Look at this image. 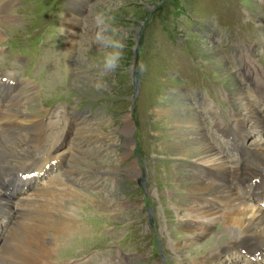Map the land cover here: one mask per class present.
I'll use <instances>...</instances> for the list:
<instances>
[{
	"label": "rangeland",
	"instance_id": "374dc122",
	"mask_svg": "<svg viewBox=\"0 0 264 264\" xmlns=\"http://www.w3.org/2000/svg\"><path fill=\"white\" fill-rule=\"evenodd\" d=\"M19 1L23 3L24 0H17L7 11L5 7L0 11V29L4 34L0 40V71L16 78L26 75L24 69L28 68L25 58L13 53L17 51V46L23 44L26 53L31 55L42 27L53 24L52 21L47 22L46 18L51 9L46 4L50 0H28L27 5L23 6H20ZM200 2L212 6H199ZM258 2L231 0V6L235 7L225 11V6H216L213 0H86L83 8L79 0H73V6H70L72 13L77 16L80 12L77 18L78 46L75 47L74 56L64 60V65H70L71 69L66 87L62 92L56 90L50 99L44 94L43 99L47 102L44 107L53 110L62 106L65 110L66 106L67 109L81 108L84 112L83 117L77 118L78 130L72 128L70 134L68 132L69 143L76 152H81L80 157L100 156L103 159L91 163L93 160L89 158L92 157H88L90 163H86L85 159L77 158V161L84 163L75 164L72 160L67 169L76 172L75 175L77 171L90 168L104 176L113 174L112 178L105 179L103 190L98 194H89L101 203H116L120 214L113 221L98 217L93 222L94 231L85 220L87 210L76 213L80 217L72 235V231H68L57 241L48 240L52 239L50 234L46 236V241L56 245L53 255L48 259L51 264H70L74 263V259L79 264H105L106 260L107 263L110 260L117 262L119 253L127 256L125 264H190L206 256L208 250L232 241V232L225 230L223 221L210 227L207 234L198 240L195 234L187 232L188 227L184 223L187 219L181 216L184 213L181 212V206H186L190 194H199L190 187L195 181L187 178L192 176L188 163L196 161V155L200 154H185L181 150L184 148L183 142L181 145L176 144L170 118L177 120L179 116H184L187 117L185 119L193 120V117L196 119L198 116V127L205 124L204 130L214 134L215 119L223 126L233 120V113L238 108L242 113L241 107H237L238 103L248 100L251 105L254 104V109L258 107L252 95L254 85L248 81L249 76L247 78V74H244L247 70L240 68L243 64L248 65V68L252 65L256 71L253 69L251 76L257 73L264 75V0ZM250 3L251 6H248ZM236 6H243L245 9L242 7V10L251 12L249 21L243 22L242 18L246 15ZM188 10L190 13H186ZM98 12H104L112 18L111 27L117 30L124 44L120 66L107 75H103L98 67L100 45L94 40L97 31L94 17ZM3 15H8L10 19L4 20ZM183 17L190 22L210 17L225 27H229L231 20L237 22H233L232 28L226 30L220 39L216 38L215 42L219 45L214 43V38H208L204 43L206 45L202 46V38L191 32H183ZM77 25L70 23L74 28ZM63 35L65 37L67 34ZM234 35L238 37L232 38ZM73 40H70L71 47L74 46ZM179 41L187 44L186 51L189 54L183 55L185 59L191 57L192 70L185 69L178 62V53L172 52L175 46L180 45ZM41 62L39 59L37 64ZM35 70L36 64L33 73ZM134 79L138 86L137 98ZM101 81L103 86L97 88V83ZM245 84L251 85L250 95ZM26 90L32 93L29 86ZM184 93L204 95L213 108L212 112L202 113L195 107V101L198 100L193 98V94L184 98ZM24 103H29L32 113ZM35 104L40 106L33 100L22 103L21 110L30 115V119L23 122L24 125L30 124L29 121H38L33 113ZM58 113L60 117L61 111ZM231 113L233 116L230 117ZM259 114L260 117L264 115L262 109ZM242 115L245 120L249 118L244 113ZM67 119L72 121L71 116ZM126 119L130 124L128 128L125 127ZM81 122L86 124L79 129ZM52 126H55L54 122ZM63 127L66 126L63 124ZM177 130L182 133L184 129ZM191 130L188 124V131ZM55 132L56 127H53ZM232 138L226 139L230 141ZM256 138H259L258 134L252 132L245 143ZM213 141L218 144L216 140ZM208 142L217 146L212 140ZM134 150L140 158L134 155ZM129 164H133V171L127 169ZM69 170L65 169L66 172ZM180 176V180L177 179ZM240 194L235 192L236 197ZM73 197L74 194H71L66 205ZM85 197L94 201L87 194ZM77 204L90 207L87 202ZM66 210H70L72 217V208ZM149 210L153 213L152 218L148 216ZM109 226L114 228L108 230ZM103 230L110 231L112 237ZM22 232H25L23 228L14 229L10 237H18ZM86 234L88 237H84ZM97 234L102 238L98 239ZM75 235L79 238L74 239ZM82 237L84 240H81ZM186 241L192 245L191 248L176 249L177 245H183ZM97 250L99 253L106 252L101 256L96 253ZM184 254L185 261H179Z\"/></svg>",
	"mask_w": 264,
	"mask_h": 264
},
{
	"label": "bare ground",
	"instance_id": "6f19581e",
	"mask_svg": "<svg viewBox=\"0 0 264 264\" xmlns=\"http://www.w3.org/2000/svg\"><path fill=\"white\" fill-rule=\"evenodd\" d=\"M3 1L6 0H0L1 6H4ZM3 19L9 20L10 17L8 15H3ZM2 32V29H0V40L4 35ZM247 60H249V58H247ZM242 62L243 60H241L240 65L243 64ZM247 66L248 65L243 64L240 68L247 70L244 74H247V78L249 76L248 81H251V84L254 85L252 89L253 100L256 99V101H258L261 95H264V75H262V73H257V75L251 76L253 75L254 67L251 65L248 68ZM258 75H260L259 78ZM7 77L9 80H12L10 76ZM256 93H258V95L254 97ZM198 103H200V100L195 101V104ZM24 104L26 105L27 103ZM210 106L209 100L205 98L204 103L198 108L204 109V114H210L212 112ZM21 107L22 103L11 104L5 107V114L7 111L9 114L6 115V117L15 116L17 113H24L20 109ZM237 107H241L244 116L246 117V115H248L249 118L245 120L240 108H238L239 110L233 113V120L231 119L232 121H230L229 124L222 126L218 120H214V134H208V130H204L203 127L206 128L205 124L201 128L198 127V121L196 120L198 116L196 119L193 117V120L185 119L187 117L184 116H179L178 119L176 118L177 120L170 118L174 127L172 136L176 139V144L181 145L183 142L182 147L184 148L181 150L185 151V154L187 152L192 155L200 154L196 155V161L188 163L191 165L189 169L192 176L187 177L188 180L193 179L195 181L194 185H190V187L199 194H190V197L186 201V206L180 205L181 208H183L181 212H184L181 216L187 219L184 221L185 225L188 227L187 232L195 234L197 236L196 240H198L207 234L210 227L223 221L226 226L225 230L232 232L231 234L233 236L232 241L226 243L227 245L231 244L230 247L226 244H222V247H220V245L219 248L217 247L214 250L210 249L206 256L194 260L190 264H264V258L262 257L264 253V207L261 203L262 196H264V115L260 117L259 111L261 107L254 109V104L252 103L251 105L248 100L238 103ZM13 108L14 110H12ZM28 116L30 117L29 114H25L23 122L30 119ZM127 119L124 122H126L125 127L128 128L130 124ZM29 123L28 125H24L22 122H15L14 126L18 127L23 124V127H26L30 131V134L36 133L37 129L34 127L40 126L39 120L36 122L29 121ZM188 124H190V128L192 129L191 132L188 131ZM180 128L184 129L182 133L177 130ZM6 129L15 130L12 125ZM185 129H187V131ZM222 129H224L223 134L220 133ZM50 132L51 133L47 134V139L53 137V128ZM252 132L258 134L259 138H256L257 140H251L250 143L247 142L246 144L245 142ZM225 135H227L228 138L232 136V142L227 140ZM26 138L27 136L25 139ZM210 140H212V143H215L213 140H216L218 143H215L217 147L210 145L208 142ZM229 144L235 145L234 150H232ZM38 147L39 145H37L36 142H31L22 150H18V140L14 138L10 140V144L6 148H1L0 144V160L7 159V161L3 162L1 165L10 167L9 170L0 172V178L6 173L3 178L8 179L11 175V170L16 171L17 169L15 168L18 166L24 167L22 166L23 164L20 163L23 154L34 152ZM202 152L203 154L201 155ZM179 157L181 156L179 155ZM132 165L129 164L127 169L133 171L134 169H131ZM66 170L69 169L66 168ZM63 174L66 176L68 175V183L75 182L74 180L77 178L75 175L76 172L72 170L68 172L64 171ZM180 178L181 176L177 179L180 180ZM256 178H259L258 184L257 182H253ZM77 181L79 182V180ZM236 183L238 185L237 190ZM60 188L61 189L56 191L55 187L50 186L43 195L40 193L37 194L36 192L33 193L28 201H31L32 197H42L45 203V206L39 207L37 210L35 206L31 204L28 206V203L26 209L24 205L18 208L19 215H24L25 218L24 221L13 226L10 233L2 234L0 238V264H14L15 262L18 264H51L48 259L53 255L52 252L56 245L46 241V236L48 237V234H50L52 239L48 238V240L57 241L58 235L73 231L69 225L74 224V220H72V223H69L72 217L70 210L65 211V205L67 199L71 194H75L76 190L64 183H60ZM27 189L30 190V186H28ZM19 191L20 189H17V194ZM235 192L238 194L241 193L240 196L236 197ZM56 193L58 195H56ZM3 201L0 196V202ZM7 203L8 202L0 203V208L7 211V208L4 209ZM123 206H125V204ZM12 221L13 223H17L18 216H14ZM62 221H64V223L58 227L57 224ZM37 223H40V225L35 227ZM22 228L25 232L20 233L18 237H10L14 229ZM241 245L244 246L251 255H253V252L257 251H260V255L255 256L252 260H249L245 256H241L237 251V248ZM191 247L192 245L187 242L183 245H177L176 249L181 250ZM125 257L127 256L119 253V257L116 258L120 264H125ZM179 261H185V254L181 256ZM108 264H113V262Z\"/></svg>",
	"mask_w": 264,
	"mask_h": 264
},
{
	"label": "clouds",
	"instance_id": "9594fccd",
	"mask_svg": "<svg viewBox=\"0 0 264 264\" xmlns=\"http://www.w3.org/2000/svg\"><path fill=\"white\" fill-rule=\"evenodd\" d=\"M112 18L104 12H98L94 17L97 31L94 35L95 42L100 45L98 67L103 75L114 72L123 58L124 44L117 35V30L111 27ZM103 82H98L96 87H102Z\"/></svg>",
	"mask_w": 264,
	"mask_h": 264
}]
</instances>
